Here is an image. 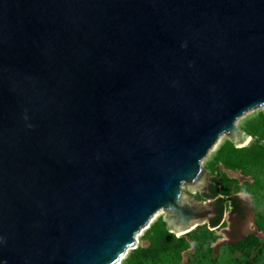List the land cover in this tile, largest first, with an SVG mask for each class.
<instances>
[{
    "label": "water",
    "instance_id": "water-1",
    "mask_svg": "<svg viewBox=\"0 0 264 264\" xmlns=\"http://www.w3.org/2000/svg\"><path fill=\"white\" fill-rule=\"evenodd\" d=\"M263 105L264 0H0V264H120L159 210L209 223L201 161Z\"/></svg>",
    "mask_w": 264,
    "mask_h": 264
},
{
    "label": "rangeland",
    "instance_id": "rangeland-1",
    "mask_svg": "<svg viewBox=\"0 0 264 264\" xmlns=\"http://www.w3.org/2000/svg\"><path fill=\"white\" fill-rule=\"evenodd\" d=\"M236 125L250 134L246 145L236 147L223 133L221 143L201 161L210 175H219L223 194L238 195L245 202L246 217L235 235L229 234V209L219 227L204 223L184 234L169 231L160 210L137 233L136 245L128 248L120 264H264V105L242 114ZM200 194L194 195L204 199ZM245 238L252 242L249 249L235 245Z\"/></svg>",
    "mask_w": 264,
    "mask_h": 264
},
{
    "label": "trees",
    "instance_id": "trees-1",
    "mask_svg": "<svg viewBox=\"0 0 264 264\" xmlns=\"http://www.w3.org/2000/svg\"><path fill=\"white\" fill-rule=\"evenodd\" d=\"M233 143V142H232ZM209 192L201 193V198H209L212 199L216 205L217 216L213 217L209 223V226H218L222 221L225 212L229 209L233 212H239V204L237 202V195L231 194H223L220 188V180L219 175H214L213 180L210 182ZM167 227V226H166ZM168 229V228H167ZM209 232V231H208ZM250 241V242H249ZM241 245L244 247V250L249 249L252 246V242L249 238H245L244 240L236 242L235 245ZM212 261H216L217 259L211 257Z\"/></svg>",
    "mask_w": 264,
    "mask_h": 264
},
{
    "label": "flooded vegetation",
    "instance_id": "flooded-vegetation-1",
    "mask_svg": "<svg viewBox=\"0 0 264 264\" xmlns=\"http://www.w3.org/2000/svg\"><path fill=\"white\" fill-rule=\"evenodd\" d=\"M214 177V176H213ZM213 180V178H212ZM210 180V182L212 181ZM210 182L206 188V190L203 192V193H207L209 192V186H210ZM209 199V198H208ZM211 201L214 203V201L211 199ZM237 202L239 204V212H233V211H230V221H229V226L231 227L230 230H229V234L230 235H235L234 233L237 232V230L239 229V227L242 226V223H243V220L244 218L246 217V211H245V202L244 200L242 201V199L237 195ZM218 214V213H217ZM216 214V216H217ZM225 215V214H224ZM224 218L222 219V221L220 222V224L218 225V227L221 225V223L223 222Z\"/></svg>",
    "mask_w": 264,
    "mask_h": 264
},
{
    "label": "bare ground",
    "instance_id": "bare-ground-1",
    "mask_svg": "<svg viewBox=\"0 0 264 264\" xmlns=\"http://www.w3.org/2000/svg\"><path fill=\"white\" fill-rule=\"evenodd\" d=\"M221 140H222V137H219V139L217 140V142L212 146V147H213L212 150H213L214 148H216V147L221 143ZM157 212H158V211H157ZM157 212L153 215L154 217L151 218L150 222H152V221H153V220H154V219L160 214V210H159L158 213H157ZM150 222H149V224H150ZM149 224H148V225H149ZM148 225H147V226H148ZM143 228H144V227H143ZM143 228H142V229H143ZM142 229H141V230H142ZM141 230H140V231H141ZM138 233H139V232H138ZM136 235H137V234H136ZM127 250H128V249H127ZM126 254H127V251H126L125 255H123V256L121 257L120 263H121L122 259L125 258Z\"/></svg>",
    "mask_w": 264,
    "mask_h": 264
}]
</instances>
